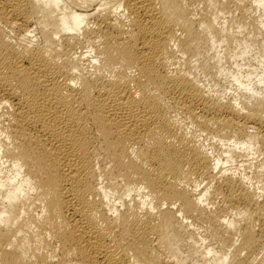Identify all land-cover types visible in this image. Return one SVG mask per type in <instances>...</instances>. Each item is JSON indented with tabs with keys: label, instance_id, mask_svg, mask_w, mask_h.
<instances>
[{
	"label": "bare ground",
	"instance_id": "1",
	"mask_svg": "<svg viewBox=\"0 0 264 264\" xmlns=\"http://www.w3.org/2000/svg\"><path fill=\"white\" fill-rule=\"evenodd\" d=\"M0 264H264V0H0Z\"/></svg>",
	"mask_w": 264,
	"mask_h": 264
},
{
	"label": "rangeland",
	"instance_id": "2",
	"mask_svg": "<svg viewBox=\"0 0 264 264\" xmlns=\"http://www.w3.org/2000/svg\"><path fill=\"white\" fill-rule=\"evenodd\" d=\"M248 158V157H247Z\"/></svg>",
	"mask_w": 264,
	"mask_h": 264
}]
</instances>
